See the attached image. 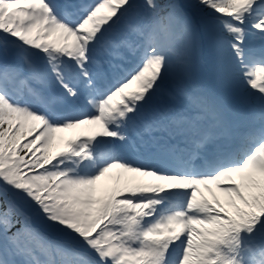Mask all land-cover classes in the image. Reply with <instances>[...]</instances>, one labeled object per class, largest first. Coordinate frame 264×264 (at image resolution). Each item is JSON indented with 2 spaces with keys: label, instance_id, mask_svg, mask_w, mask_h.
Returning <instances> with one entry per match:
<instances>
[{
  "label": "snow or ice",
  "instance_id": "snow-or-ice-1",
  "mask_svg": "<svg viewBox=\"0 0 264 264\" xmlns=\"http://www.w3.org/2000/svg\"><path fill=\"white\" fill-rule=\"evenodd\" d=\"M0 264H264V0H0Z\"/></svg>",
  "mask_w": 264,
  "mask_h": 264
},
{
  "label": "rangeland",
  "instance_id": "rangeland-1",
  "mask_svg": "<svg viewBox=\"0 0 264 264\" xmlns=\"http://www.w3.org/2000/svg\"><path fill=\"white\" fill-rule=\"evenodd\" d=\"M83 130L84 131H88V128L86 127ZM79 131H81V130L80 129H77V130H68V131H65V132H62V133H57L58 134L57 137H61V136H63V135L66 134L67 140L68 139H72L76 135V133L79 132ZM131 175H133V174L119 172V175L116 174V175H113L112 177L106 175V178H107L106 180H107V182L112 181L113 186L114 187H118L120 185V183H122V181H123V179L125 177H129ZM118 178H119V182H118Z\"/></svg>",
  "mask_w": 264,
  "mask_h": 264
},
{
  "label": "bare ground",
  "instance_id": "bare-ground-1",
  "mask_svg": "<svg viewBox=\"0 0 264 264\" xmlns=\"http://www.w3.org/2000/svg\"><path fill=\"white\" fill-rule=\"evenodd\" d=\"M114 169L110 170V173H113Z\"/></svg>",
  "mask_w": 264,
  "mask_h": 264
}]
</instances>
